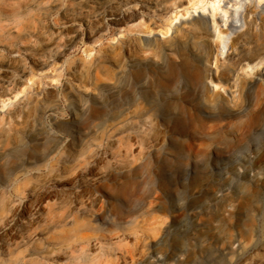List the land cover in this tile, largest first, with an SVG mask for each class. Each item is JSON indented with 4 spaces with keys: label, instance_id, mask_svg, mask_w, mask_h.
Listing matches in <instances>:
<instances>
[{
    "label": "rangeland",
    "instance_id": "374dc122",
    "mask_svg": "<svg viewBox=\"0 0 264 264\" xmlns=\"http://www.w3.org/2000/svg\"><path fill=\"white\" fill-rule=\"evenodd\" d=\"M231 5L0 0V264H264V98L255 101L264 57L248 60L264 56V0H243L242 26L221 56ZM198 14L214 30L207 69L230 65L232 82L263 75L240 99L229 90L236 105L221 83L206 82L202 97L182 81L154 87L168 64L184 61L161 53L165 40H186L179 53L200 65L203 33L183 23ZM77 94L93 99L100 125L83 126ZM143 97L163 102L149 111ZM177 100L206 127L197 157L164 148L179 113L165 102ZM250 114L256 122L238 136L233 125ZM150 152L134 179L153 201L108 203L101 183ZM114 207L131 219L113 223Z\"/></svg>",
    "mask_w": 264,
    "mask_h": 264
},
{
    "label": "bare ground",
    "instance_id": "6f19581e",
    "mask_svg": "<svg viewBox=\"0 0 264 264\" xmlns=\"http://www.w3.org/2000/svg\"><path fill=\"white\" fill-rule=\"evenodd\" d=\"M218 2L220 0H217ZM231 2V6L238 5V7H233L230 10L231 23H228L227 28L229 29L227 33L217 35L219 40L217 44V50L219 54L222 56L224 54L227 55V44L229 41V37L233 34L238 28L242 26L240 20V9L243 6V0H228ZM225 14V12H223ZM225 24L226 22L223 21ZM193 31L196 33H203V37L199 38L196 42L197 46L195 47L199 50L200 53V65L194 66L188 64V59L186 58V54L179 53V47L186 43V40H180L177 38H170L163 42L161 47V53L166 56H183V62L181 65H173L168 64L159 77H155V85L154 87H158L162 90L172 89L177 83L184 82L189 88H193L196 93H198V97H202L207 89L211 92V88L206 84V82H216L221 83L226 86V89L229 92V99L233 105H236L237 97H235L229 91L231 88L235 89V92L239 96L240 99L243 94L251 88L255 83L260 81V76H252L251 79L242 78L238 79L237 82H232V68L230 65H220L218 69L213 73L212 69L206 68V63L209 60L210 54H212V46L209 38L212 37L213 31L211 30L207 19L203 15H197L191 17L189 20L184 21ZM175 32V30H174ZM192 41V40H191ZM146 45H151L152 42L150 39L144 40ZM264 56H260L256 54L253 59L248 58V60H261ZM144 72L142 68L136 69L133 73L135 78L140 81L144 78ZM234 92V93H235ZM264 92L259 88L256 92L255 101L259 100V98H264ZM77 99L78 110L84 108V106L88 109L83 119V126L88 128L89 126H97L99 123H95L97 119V115L94 111L91 110V104L93 99L89 96L85 97L81 94H77L75 96ZM161 99V100H160ZM217 101H221L217 99ZM163 102L162 98H156L148 100L147 97H143V104L148 108V110H152L158 103ZM170 105L177 106L179 111L177 117H175V123L172 127H168V135L167 141L164 144V148L173 147L177 152L186 151L190 154H193L195 157L199 156L202 151L195 146L196 141L200 139L203 133H205L206 127L202 120L197 118L193 114L184 113L187 110L186 106L182 101H173V102H165ZM166 115V114H165ZM164 115V116H165ZM76 116V114H75ZM74 116V117H75ZM164 123L166 126L170 123V118L168 116L164 117ZM257 120V115L250 114L247 118H245L241 122H237L234 125L231 124L229 127L233 125L232 128L237 129L239 131L238 136H242L248 133L249 128L253 123ZM100 125V124H99ZM218 127L213 126L212 130L217 131ZM167 150V149H166ZM153 153L156 150H152ZM184 153V152H183ZM151 152L143 156L141 162L134 170H126L124 172H117L112 174L109 180L101 183L100 188L107 192L108 203H113V201H122L125 205H130L136 202L145 203L147 198H149V202L153 201V196L151 194L143 195L140 192V183L134 179L135 172L139 171L141 168L148 167L151 159ZM165 159V158H164ZM135 171V172H134ZM147 203V201H146ZM113 212L117 215V218L113 223H121L128 222L133 215V211L128 210L125 214H121L118 207H114ZM106 213L105 207L99 208V216L98 218L103 222L104 214ZM106 219V218H105ZM111 223V221H110Z\"/></svg>",
    "mask_w": 264,
    "mask_h": 264
}]
</instances>
